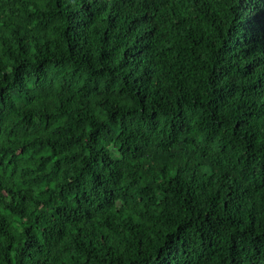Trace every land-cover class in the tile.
I'll use <instances>...</instances> for the list:
<instances>
[{"label":"clouds","instance_id":"clouds-1","mask_svg":"<svg viewBox=\"0 0 264 264\" xmlns=\"http://www.w3.org/2000/svg\"><path fill=\"white\" fill-rule=\"evenodd\" d=\"M0 264H264V0H0Z\"/></svg>","mask_w":264,"mask_h":264}]
</instances>
